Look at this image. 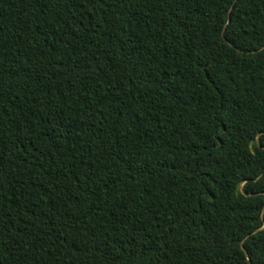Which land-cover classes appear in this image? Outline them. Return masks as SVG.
I'll return each mask as SVG.
<instances>
[{"label":"trees","instance_id":"16d2710c","mask_svg":"<svg viewBox=\"0 0 264 264\" xmlns=\"http://www.w3.org/2000/svg\"><path fill=\"white\" fill-rule=\"evenodd\" d=\"M0 264H264V0H0Z\"/></svg>","mask_w":264,"mask_h":264}]
</instances>
